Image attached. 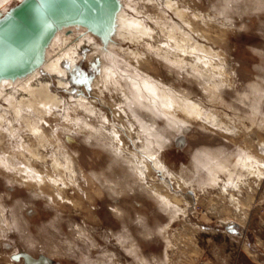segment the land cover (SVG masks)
<instances>
[{
  "label": "rangeland",
  "instance_id": "374dc122",
  "mask_svg": "<svg viewBox=\"0 0 264 264\" xmlns=\"http://www.w3.org/2000/svg\"><path fill=\"white\" fill-rule=\"evenodd\" d=\"M137 1L141 7L146 3ZM126 2L124 9L129 15L152 25L150 22L154 19L139 16L126 7ZM172 2L188 7L190 12L206 20L213 16L211 40L196 35L195 38L219 53L212 62L225 70L227 84L220 88V97L225 103L213 105L207 100L203 80L198 75L189 70L177 74L154 56L149 57L154 65L146 72L160 86L176 94L189 91L192 100L215 108L220 112L219 121L234 130L223 132L206 121L186 119L181 113L182 122L178 125L183 127L171 126L165 117L157 118L144 109H137L146 125L156 121L153 131L159 132L162 138L148 135L125 105L128 93L125 81L122 80L123 87L103 85L102 67L109 64L110 56L92 46L82 48L78 61L69 70V86L60 89L55 79L52 84L73 110L78 100H83L92 107L94 115L75 109L70 111L68 122L65 110H61L46 117L47 123H43L48 134L51 133V145L46 153L51 154L52 150L60 157L68 154L74 174L63 173L64 184L52 187L45 173L42 191H38L19 176L12 175V179L0 166V264H20L11 259L16 253L44 255L52 264H264V167L260 177L249 176L244 184L232 185L230 197L220 187L195 192L177 184L182 174L192 177L195 156L207 149L225 148L229 153L238 149L249 151L264 163V145H260L264 143V130L246 119L242 124L249 129L236 126L222 116L224 112L233 114L231 108L244 114L253 103L254 91L264 92L261 0ZM221 10L223 15L218 13ZM150 15H154L152 9ZM130 48L142 49L141 46ZM118 61L123 67L124 61ZM69 65L66 63V68ZM179 97L183 98L181 94ZM260 107L264 110V99ZM84 120L97 129L120 126L116 129L120 135L117 146L126 153L120 164L113 163L112 150L94 131L83 126ZM104 120H108L107 126ZM24 133H27L24 129L18 130L22 140L29 141ZM180 135L185 138L183 145L176 143ZM12 139L5 138V145L13 146ZM161 140L166 141L164 147H156ZM148 142L167 173L147 159L141 161V174L130 166L129 156L134 153L141 160L138 149H144ZM144 156H147L145 152ZM221 179L226 177L221 175ZM114 180L123 185L120 194L111 190ZM60 186L61 194L57 190ZM152 188L168 198L174 207L164 208ZM175 209L179 211L171 219ZM141 216L143 226L136 222Z\"/></svg>",
  "mask_w": 264,
  "mask_h": 264
},
{
  "label": "bare ground",
  "instance_id": "6f19581e",
  "mask_svg": "<svg viewBox=\"0 0 264 264\" xmlns=\"http://www.w3.org/2000/svg\"><path fill=\"white\" fill-rule=\"evenodd\" d=\"M18 1L20 0H0V11H4ZM120 1L122 3V0ZM138 2L137 0H127L126 7L139 16L140 14L144 15L151 21L154 19L153 22H150L152 25L145 19L129 15L122 3V9L117 18L115 42L109 44L106 51H102L100 43L95 42V37L83 29L71 28L69 33L68 30L63 29L56 33L48 46L46 60L41 69L35 70L24 78L0 83V166L5 172H9L11 176L21 177L20 179L27 182L28 185L39 189L38 191H42L41 184L45 173L47 181L52 187L64 184L63 173L74 174L73 162L68 154L63 153L60 157L52 150L51 154L50 152L46 153L51 145L49 138L51 133L48 134L43 123H47L46 117L61 110H65V118L69 122V113L73 108L65 104L63 97L55 91L56 88L54 89L52 80H56L57 87L60 89L69 86V70L78 61L79 50L86 46H92L96 51L101 50L110 56L109 64H104L102 67L103 85L106 87L107 84H112L116 88L123 87L122 80L125 81L124 84L128 89V93L125 95V105L141 123L143 131L148 135L155 136L159 140L162 138L158 131V133L153 131L156 121L146 125L137 109H144L157 118L165 117L171 126H177L178 122H182L179 117V113H181L186 119L206 121L212 127H218L223 132L234 130L228 129L229 125L219 121L220 112L215 108H207L202 101L192 100V97H189L191 94L189 91L181 90L176 94L172 89L160 86V83L149 77L146 72L154 65L149 60V57L153 58V56L156 57L155 59L163 61L167 68L175 69L177 74L182 70H189L203 80L201 84L207 100L213 105L224 104L225 101L220 97V88L227 84L225 83L227 81L225 70L212 62L219 53L217 54L213 51L215 49L200 43L195 38L197 36L211 40L209 33L212 28L213 16L206 20L205 17L202 18L201 15L190 12L188 7L186 9L177 6L172 0H144L145 4H142V7ZM143 2L141 1V3ZM144 8L147 10L143 11ZM150 9L153 10L154 15H150ZM223 9L225 10V7ZM218 13L220 15L223 11ZM81 33L83 36L78 35ZM123 44L128 45L124 47ZM131 46H141L142 49H131ZM118 59L124 61L123 67H120ZM66 63L70 64L69 69L66 68ZM254 93L253 103L244 114L236 113L231 108L233 114L229 115L224 112L222 116L234 122L236 126L243 125L242 121L246 119L258 129L264 130V110L260 107L264 99V94H262L264 92L254 91ZM179 94L183 98H180ZM78 101L73 106V112L75 109H81L88 115H94L91 106L85 104L83 100ZM86 121H83V126L94 131L99 137V129L94 128ZM244 125L243 127H246ZM21 129L27 132L24 134L28 135L29 141L22 140L21 134H18V130ZM25 137L27 138V136ZM179 137H177L178 143H180ZM5 138L10 140L13 138L15 140L13 146L5 145ZM260 145H264V143H260ZM144 149L146 155H155L151 151L149 142ZM121 150L123 151L122 148ZM136 160L138 159L134 153L128 158L132 169L141 174L143 171L135 163ZM157 161L159 162L157 167L163 168L167 173L168 170L164 163L161 160ZM193 165L192 177L182 174L177 181L178 186H187L190 188L189 190L195 192H205L207 188L220 187L221 192L225 195L228 194L229 197L232 185L244 184L249 176L260 177L264 167L263 161L249 151L238 149L235 153H229L225 148L198 152ZM56 172L59 175H56ZM200 172L204 173L200 175ZM169 175L172 176L171 173ZM221 175L226 179L222 180ZM57 190L61 194L62 186ZM152 192L157 196V199L159 198L164 208L169 210L174 207L173 203L164 195L153 188ZM178 211V209L172 211L171 219L176 216ZM167 226L168 224L165 227Z\"/></svg>",
  "mask_w": 264,
  "mask_h": 264
},
{
  "label": "water",
  "instance_id": "95a60500",
  "mask_svg": "<svg viewBox=\"0 0 264 264\" xmlns=\"http://www.w3.org/2000/svg\"><path fill=\"white\" fill-rule=\"evenodd\" d=\"M120 0H20L0 11V83L15 81L41 69L46 50L58 31L83 29L95 37L102 51L115 42ZM180 145L184 136H180ZM178 144V142H176ZM51 264L48 257L16 253L13 261Z\"/></svg>",
  "mask_w": 264,
  "mask_h": 264
},
{
  "label": "snow or ice",
  "instance_id": "6c2138e0",
  "mask_svg": "<svg viewBox=\"0 0 264 264\" xmlns=\"http://www.w3.org/2000/svg\"><path fill=\"white\" fill-rule=\"evenodd\" d=\"M261 7L264 9V0H261ZM80 36H83V34H78ZM264 70V69H262ZM264 94V93H262ZM103 124L107 126L108 121L104 120ZM177 127H183L182 125H177ZM119 125H113L111 130H108L106 127H102L99 129V137L102 139L106 146L112 150L113 156H114V164H120L123 160V158L126 157V153L121 150V148L117 147V144L120 141V135L117 134L116 129H119ZM166 141H159L156 144V147H162ZM138 152L141 155V160H136L135 163L139 166L141 170H143V163L141 162L143 159H147L152 162L153 165L158 166V161L156 155L149 154L146 157L144 156L145 149H138ZM113 192L116 194H120V192L123 190V185L118 181L114 180L112 183V189ZM137 223L141 224L143 226L144 224V218L141 216L137 219Z\"/></svg>",
  "mask_w": 264,
  "mask_h": 264
},
{
  "label": "flooded vegetation",
  "instance_id": "af4514ba",
  "mask_svg": "<svg viewBox=\"0 0 264 264\" xmlns=\"http://www.w3.org/2000/svg\"><path fill=\"white\" fill-rule=\"evenodd\" d=\"M53 85V84H52ZM70 88V87H69ZM28 254V253H27ZM30 256H32L31 254H29ZM39 256H41V255H39ZM38 256V257H39ZM33 258H38V257H34V256H32ZM19 262H21L20 264H24V260L22 259V258H20L19 259V261H17L16 263H19ZM52 264V263H51Z\"/></svg>",
  "mask_w": 264,
  "mask_h": 264
}]
</instances>
